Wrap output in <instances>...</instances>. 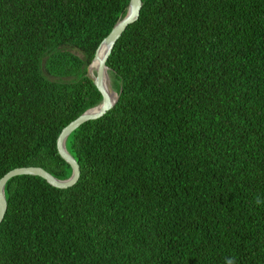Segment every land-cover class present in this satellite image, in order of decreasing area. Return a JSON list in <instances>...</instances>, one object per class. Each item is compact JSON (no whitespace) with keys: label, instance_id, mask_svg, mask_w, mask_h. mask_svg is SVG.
Masks as SVG:
<instances>
[{"label":"trees","instance_id":"trees-1","mask_svg":"<svg viewBox=\"0 0 264 264\" xmlns=\"http://www.w3.org/2000/svg\"><path fill=\"white\" fill-rule=\"evenodd\" d=\"M129 0H0V179L59 180L61 131ZM106 67L117 94L65 142L68 189L4 190L0 264H264V0H141Z\"/></svg>","mask_w":264,"mask_h":264},{"label":"water","instance_id":"water-1","mask_svg":"<svg viewBox=\"0 0 264 264\" xmlns=\"http://www.w3.org/2000/svg\"><path fill=\"white\" fill-rule=\"evenodd\" d=\"M142 3L141 0H129L126 13L124 17L119 20L114 27L111 29L110 33L103 39L99 47L97 48L94 57L87 67L86 77L91 80L93 85L99 91L102 96L101 103L83 113L75 121L71 122L67 127H65L56 142V147L58 154L61 158L68 163L71 168V176L66 180H59L51 176L49 173L44 171L41 168H18L13 171H10L0 179V223L4 218V215L7 210V204L5 200L4 190L6 183L18 176H33L39 177L46 181L50 186L57 189H68L76 184L79 179L80 171L79 166L76 161L70 156L65 148V142L68 136L75 131L82 124L97 120L104 116L108 112L117 100V94H115V99L111 101L112 88L111 85H108V68L106 67V62L108 57L121 35L125 32L126 28L136 22L139 17L140 9ZM96 69L95 76L91 75L90 69ZM110 83V81H109Z\"/></svg>","mask_w":264,"mask_h":264},{"label":"bare ground","instance_id":"bare-ground-1","mask_svg":"<svg viewBox=\"0 0 264 264\" xmlns=\"http://www.w3.org/2000/svg\"><path fill=\"white\" fill-rule=\"evenodd\" d=\"M90 71H91V75L94 77L95 73H96V69L91 68ZM106 79L108 80V85H110L108 76H107ZM114 99H115V93L112 91V93H111V101H113Z\"/></svg>","mask_w":264,"mask_h":264},{"label":"clouds","instance_id":"clouds-1","mask_svg":"<svg viewBox=\"0 0 264 264\" xmlns=\"http://www.w3.org/2000/svg\"><path fill=\"white\" fill-rule=\"evenodd\" d=\"M254 203H256L257 205L264 203V201H261L260 199H257L254 201ZM227 264H235V260L233 258H229V260L227 261Z\"/></svg>","mask_w":264,"mask_h":264},{"label":"rangeland","instance_id":"rangeland-1","mask_svg":"<svg viewBox=\"0 0 264 264\" xmlns=\"http://www.w3.org/2000/svg\"><path fill=\"white\" fill-rule=\"evenodd\" d=\"M108 78H109V81H110V85H111V80H112V79H111V77H110L109 75H108Z\"/></svg>","mask_w":264,"mask_h":264}]
</instances>
